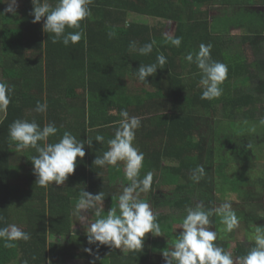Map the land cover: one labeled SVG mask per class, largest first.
Wrapping results in <instances>:
<instances>
[{"label": "trees", "instance_id": "trees-1", "mask_svg": "<svg viewBox=\"0 0 264 264\" xmlns=\"http://www.w3.org/2000/svg\"><path fill=\"white\" fill-rule=\"evenodd\" d=\"M17 1L21 7L13 14L5 11L7 0H0V82L10 88L9 104L0 111V228L17 222L30 238L15 241L11 248L0 240V264L13 260L19 264L72 260L82 264H165L162 252L172 250L174 244L160 243L148 233L139 251L97 247L88 242L87 234L74 233L73 210L84 190L100 192L101 215L106 217L110 208L117 207L123 186L130 183L124 177V162L104 167L93 163L109 149L108 140L119 126L122 110L141 119L133 141L144 153L138 179L153 173L151 190L140 194L141 198L153 194L162 180L175 183L179 191L189 188L199 166L204 174L198 183L217 195L248 192L239 189L243 178L239 174L250 178L253 147L264 141V99L251 89L252 81L264 80V68L256 74L247 57L231 53L217 34L225 36L230 24L220 26L207 14L210 6L236 5L242 0H92L88 5L91 14L81 21V28L66 29L83 32L78 43L68 46L52 42L53 34L43 31V18L32 22V0ZM48 2L54 6L56 0ZM130 13L149 16L157 24L130 21ZM169 22L175 26L171 33L165 28ZM258 30L246 32L242 39L253 46L256 55L263 51L257 43ZM174 37L182 38L179 47L170 43L169 38ZM148 43H153L152 52L141 55L139 48ZM201 44H210L211 59L228 68L222 95L211 100L201 99V72L196 64L183 65L189 53L195 57ZM158 54L167 58L166 64L147 78L148 83L140 82V64L156 63ZM38 101L47 103L45 113L35 111ZM221 116L225 126L215 130L210 120ZM18 119L35 120L41 128L54 123L58 132L48 143L58 142L65 131L84 143L93 140L90 148L85 144L84 158L77 157L76 168L63 185L30 183L22 189L11 183L22 171L35 177L30 159L38 155L33 148L17 152L9 139V126ZM203 125H209V134L203 132ZM97 135L104 140L96 141ZM231 163L237 166L233 177L226 171ZM191 199L179 192L166 201L185 211L192 205ZM234 212L238 220L244 217L241 211ZM153 214L166 234L175 223L183 222L162 212ZM93 215L97 219L95 211ZM209 220L217 233L214 244L230 252L234 260L255 247V241L248 240L231 248L233 231L225 230L215 212Z\"/></svg>", "mask_w": 264, "mask_h": 264}, {"label": "clouds", "instance_id": "clouds-1", "mask_svg": "<svg viewBox=\"0 0 264 264\" xmlns=\"http://www.w3.org/2000/svg\"><path fill=\"white\" fill-rule=\"evenodd\" d=\"M4 2V0H2ZM6 12L15 13L17 0H7ZM92 0H56L53 6L48 0H32L33 23L40 22L43 18V31L53 34L52 42L62 41L65 46L78 43L83 35L82 31L66 32V29H80L81 21L90 16L88 7ZM111 35V34H110ZM173 46L179 47L182 38H169ZM153 43H148L139 48L141 55L150 54ZM211 45L201 44L195 54L189 53L185 59L194 62L201 72L199 81L202 87L201 99L211 100L222 95L221 85L227 79V65L211 59ZM167 58L158 54L156 63L140 64L137 78L140 82H147L149 76H153L158 68H163ZM10 88L4 82H0V107L6 109L9 104L8 93ZM35 111L45 113L47 103L37 102ZM122 119L118 122L113 138L108 140L109 149L102 156H96L93 163L99 167L116 166L118 162H124V177L128 183L123 186V191L118 197L117 207L110 208L106 217L103 212V194H93L88 191L81 193L80 199L75 205L76 213L82 210L94 209L97 219L91 223L86 231L88 242L97 247L106 245L111 248L121 249L123 252L139 251L143 249L146 234L161 235V228L156 221L150 205L140 199V193L151 190L153 173L148 172L143 179H138L140 169L143 166L144 153L133 146L136 129L141 126V119L129 116L126 110L120 112ZM264 123V121H262ZM58 128L54 123H48L43 128L32 120H15L8 129L9 139L15 142L16 151L33 148L38 155L31 157L35 183L41 187L49 184L63 185L68 176L76 168L77 157L81 160L85 156V144L92 146L91 139L87 143L78 141L70 132L65 131L56 143H48L50 136H55ZM95 140L102 142L104 137L97 135ZM196 173H199L197 175ZM204 174L203 166H199L192 175L196 182ZM215 212L221 216V222L227 232H232L238 226V219L229 202L222 203L216 209L204 210L202 205L196 208H188L187 215L183 219L182 231L172 250L163 251L165 264H264V226L255 229V247L246 255L236 257L230 252L214 244L217 233L211 230L209 216ZM29 234L22 231L16 225H8L0 228V240L5 241V247H15V241H27ZM91 251V249H88Z\"/></svg>", "mask_w": 264, "mask_h": 264}, {"label": "rangeland", "instance_id": "rangeland-1", "mask_svg": "<svg viewBox=\"0 0 264 264\" xmlns=\"http://www.w3.org/2000/svg\"><path fill=\"white\" fill-rule=\"evenodd\" d=\"M20 4L21 3L17 1L16 8L21 7ZM203 9H205V7H203ZM260 11H264V0H242L241 4L236 5H213L207 10V14H209V19L211 22L217 21L220 26L222 23L224 25L230 24V29L228 32L224 33L226 35L223 36L221 33H217L218 37L227 42L231 53L239 52L247 57L248 64L251 65L252 71L256 74L259 69H262V66L264 68V12ZM234 18H237L241 24L233 20ZM128 20L147 24H157V20L149 16H140L134 13L129 14ZM252 26L254 28H252ZM165 28L167 33H171L175 28L174 23H166ZM257 30L261 33V35L257 36V43H260L263 49L259 55L254 54V48L251 44L243 43L242 40L243 35L246 32H253ZM188 64H190V62L185 59L183 61V65L186 66ZM1 77L0 71V79ZM251 89H253V91H255L257 95L260 96V98L264 99V80L258 78L256 81H252ZM2 110L3 107H0V111ZM262 119L264 121V115L262 116ZM224 122L225 119H223L222 116L218 118L214 117L210 120L211 125L216 128L215 130L223 128L225 126ZM209 131V125H203V132L205 134H209ZM253 153L254 158L252 160V166L248 171L250 178L248 177V180H246L243 174H239V177H243L241 178L242 181L239 182V189L241 191L248 189V192L245 194L239 195L237 193H232L227 197L221 196L220 194L217 195L214 190L207 189L206 186L199 184L193 179L190 181L192 186L189 188L187 186L185 189H182V191H179L177 190L175 183H167L162 180L161 185L159 183V186L155 188L153 194L149 195L147 193L146 196L142 198L140 197V199L148 202L152 212L154 213L162 212L165 216L182 219H184V217L187 215L188 208H196L198 205H202L204 210L216 209L222 203L229 202L232 205L233 211H241L244 216L238 220V226L233 229L234 239L232 240L231 248L235 246L236 242L246 244L248 240H254L256 227L264 226V141L260 145L253 147ZM236 167L237 166L234 163H231L226 168L229 176H235L237 172ZM31 175L32 173H29V171L20 172L18 179L13 181L14 185L24 187L22 189H27L30 183H33V185H38L35 183L36 177L33 175V177H31ZM178 191L183 193V196L189 195L192 198V205L188 208H185V211L174 207L166 201L169 200L170 197L179 193ZM94 211V209L82 210L79 214H77L76 210H73L74 221H77V223H74L73 227L75 234H87L86 231L89 225L96 220L93 215ZM182 223L183 222L175 223L172 230L170 231V234L161 232L162 234L159 236H154V239L160 243L170 242L174 244L177 241L180 232L182 231ZM16 226L23 228L21 225ZM209 227L211 230L215 231L212 221H210ZM70 262L72 261H69L68 263Z\"/></svg>", "mask_w": 264, "mask_h": 264}, {"label": "crops", "instance_id": "crops-1", "mask_svg": "<svg viewBox=\"0 0 264 264\" xmlns=\"http://www.w3.org/2000/svg\"><path fill=\"white\" fill-rule=\"evenodd\" d=\"M13 181H14V179L11 181L12 184H14ZM14 225H20V224L16 222ZM22 227L24 228V226H22ZM20 229H22V228H20ZM51 239L55 240L56 238L52 236ZM64 263H65V261L64 262H60V264H64ZM66 263H68V262H66ZM9 264H19V263L16 260H13ZM68 264H82V263L80 261L78 262V261L72 260V262H70Z\"/></svg>", "mask_w": 264, "mask_h": 264}]
</instances>
